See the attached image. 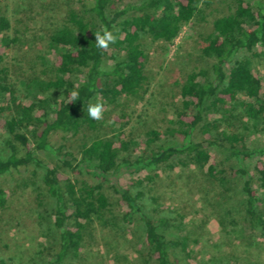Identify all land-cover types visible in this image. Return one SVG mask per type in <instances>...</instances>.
<instances>
[{
	"label": "trees",
	"instance_id": "16d2710c",
	"mask_svg": "<svg viewBox=\"0 0 264 264\" xmlns=\"http://www.w3.org/2000/svg\"><path fill=\"white\" fill-rule=\"evenodd\" d=\"M212 1L69 0L66 17L45 31L41 70L32 69L23 77L17 73L15 78L3 60L25 31L13 26L15 16L0 11V133H5L9 149L6 158L0 156V174L31 166L32 174H37L43 164L41 153L55 152L51 142L55 133L85 137L80 157L67 150L70 157L62 159V165H44L36 187L40 224H49L38 251L41 264H76L85 245L94 241L97 222L124 234L133 220L139 227L131 232H138L143 247L139 256L146 264H180L174 249L185 250L188 236L173 235L171 218L146 210L142 188L132 191L114 183L117 203L128 208L121 214L115 211V202L105 191L106 175L124 164L149 171L134 181L139 187L152 181L162 166H208L207 176L220 185L221 202L228 204L221 211L222 226L242 232L264 230V160L258 157L248 166L253 153L264 154V142L251 149L248 134L234 129L242 116L264 133V77L252 65L253 59L264 57V0H232L229 11L213 19L212 31L200 47L201 57L209 62L177 81L182 103L176 118L166 130L148 129L146 147L134 160L121 155L133 144L123 128L116 135L89 134L104 124L108 106L147 89L149 53L143 38L170 45L201 6ZM101 26L116 40L98 50L94 33ZM52 53L56 58L49 63L46 57ZM72 90L79 93L76 101H69ZM97 100L103 103V119L93 121L85 109ZM238 107L243 112L234 115ZM213 150L236 163L218 168ZM83 164L95 169L97 180L75 176L83 173ZM8 198L0 183V209L6 208ZM7 259L0 256V264H9Z\"/></svg>",
	"mask_w": 264,
	"mask_h": 264
},
{
	"label": "rangeland",
	"instance_id": "374dc122",
	"mask_svg": "<svg viewBox=\"0 0 264 264\" xmlns=\"http://www.w3.org/2000/svg\"><path fill=\"white\" fill-rule=\"evenodd\" d=\"M68 1L0 0V11L7 10L10 15L15 16L17 21L13 22V26L25 31L20 40L12 44L3 60V64L13 73V78L17 73L23 77L32 69L41 70L39 53L43 54L46 48L45 31L52 29L66 17L70 6ZM231 1L213 0L208 5H202L201 10L196 12L190 23L183 26L179 36L170 45L144 37L143 45L149 53L146 64L147 89L137 96L121 98L120 103L114 107L108 106L104 124L89 134L116 135L123 128L126 139L133 144L121 155L128 156L130 160L140 155L146 147V131L150 128L166 130L171 125L170 120L176 118L182 103L177 81L183 79L195 66L201 67L209 62L201 57L200 47L205 36L212 31L213 19L228 12ZM46 58L50 63L55 61L56 56L52 53ZM107 62L111 64L113 60ZM252 65L264 77V57L253 59ZM20 94L23 96V92ZM2 103L3 101L0 105ZM241 112L242 108L238 107L232 113L235 115ZM122 113L125 116H121ZM240 119H236L239 125L236 123L234 129L248 134V147L252 149L262 145V127L251 126L242 116ZM125 121L127 123L122 127ZM246 122L248 128L245 129L242 125ZM4 137L5 133H0L2 158H6L9 153ZM84 138L83 133H55L51 139L55 152L41 153L43 164L38 168L37 174H32V166L0 174V183L9 192L6 208L0 209V256L8 258L9 264H34V261H37L36 264L40 263V242L46 240L42 233L49 224L48 221L40 224L38 211L42 208L38 207L36 187L40 184L44 165H62L61 160L70 157L64 153L67 150L80 157L79 146ZM224 157L222 153L213 150V159L218 168L236 163L234 158L224 160ZM258 157L264 160V154L253 153L248 166L252 167ZM207 167L162 166L157 169L158 174L152 181H145L139 187L135 186L134 181L146 176L149 171L143 167L124 164L106 175L105 191L115 202V211L121 214L128 208L117 203L118 194L113 188L114 183L132 191L142 188L146 193V210L156 216L171 218L175 223L171 228L173 235L188 236L185 250L180 246L174 249L180 258V264H264V230L242 232L232 228V225L222 226L221 211L228 204L221 202V187L207 176ZM81 169L83 173H76L75 176L90 181L97 180L94 168L88 169L83 164ZM229 174L232 176L231 172ZM258 194H262L260 189ZM127 227L128 231L122 234V230L118 232L116 229L101 227L97 222L92 229L94 241L85 245L83 256L76 264H146L139 256L143 247L140 246L138 232H131V229L139 227L137 220L128 223Z\"/></svg>",
	"mask_w": 264,
	"mask_h": 264
},
{
	"label": "clouds",
	"instance_id": "9594fccd",
	"mask_svg": "<svg viewBox=\"0 0 264 264\" xmlns=\"http://www.w3.org/2000/svg\"><path fill=\"white\" fill-rule=\"evenodd\" d=\"M116 36L112 31H109L103 26L96 30L94 33V46L96 49H106L109 44L114 43ZM79 98V93L76 90L70 92L69 101H76ZM86 113L89 119L93 121H100L103 119V103L97 100L94 103H88L86 107Z\"/></svg>",
	"mask_w": 264,
	"mask_h": 264
}]
</instances>
